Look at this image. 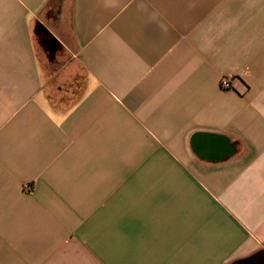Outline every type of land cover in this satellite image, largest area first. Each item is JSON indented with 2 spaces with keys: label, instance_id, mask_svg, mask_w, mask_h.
Listing matches in <instances>:
<instances>
[{
  "label": "crops",
  "instance_id": "0c3cea01",
  "mask_svg": "<svg viewBox=\"0 0 264 264\" xmlns=\"http://www.w3.org/2000/svg\"><path fill=\"white\" fill-rule=\"evenodd\" d=\"M262 249L264 0H0V264Z\"/></svg>",
  "mask_w": 264,
  "mask_h": 264
},
{
  "label": "water",
  "instance_id": "95a60500",
  "mask_svg": "<svg viewBox=\"0 0 264 264\" xmlns=\"http://www.w3.org/2000/svg\"><path fill=\"white\" fill-rule=\"evenodd\" d=\"M231 264H264V249L247 258L237 260Z\"/></svg>",
  "mask_w": 264,
  "mask_h": 264
},
{
  "label": "built area",
  "instance_id": "2783aa9c",
  "mask_svg": "<svg viewBox=\"0 0 264 264\" xmlns=\"http://www.w3.org/2000/svg\"><path fill=\"white\" fill-rule=\"evenodd\" d=\"M220 87H221V89H223V90H228V89H230V83H229V80L226 79V78L222 79L221 82H220Z\"/></svg>",
  "mask_w": 264,
  "mask_h": 264
}]
</instances>
